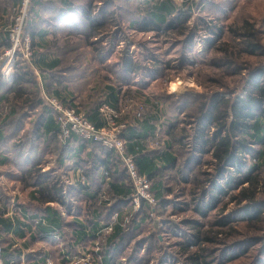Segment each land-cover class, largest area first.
Listing matches in <instances>:
<instances>
[{"label":"trees","instance_id":"1","mask_svg":"<svg viewBox=\"0 0 264 264\" xmlns=\"http://www.w3.org/2000/svg\"><path fill=\"white\" fill-rule=\"evenodd\" d=\"M10 1L18 2L1 0V12ZM95 1L30 0V18L25 30L31 36L32 46L37 37L43 40L31 63L47 93L74 105L96 127L104 125L99 112L102 104L118 109L125 99H141L149 106L141 118L130 112L121 115L126 127L120 136L138 172L150 181L155 204L141 200L138 210L125 223L116 220L112 231L103 234L102 229L113 216L129 206L132 185L122 161L115 151L75 134L64 145L59 143V124L51 117L53 107L38 98L32 70L17 61L10 82L0 75V94L7 92L10 97L0 96L9 108L5 114L0 113V142L9 139L14 144L18 139L12 148L23 157L32 155V145L27 139L31 136L34 143L42 140L45 149L48 143L52 154L60 159L86 150L91 161L84 170L89 172L90 187L85 193L80 192V187L67 190L70 200H85L86 208L78 211L85 215L86 228L61 215L60 210L43 204L28 212L14 211L11 219L5 215L9 198L1 195L6 199V204H0L3 258L16 264L23 249L37 241L40 245L35 254L39 260L49 254L66 262L67 256L77 251L73 245L82 240L83 250L76 254L91 253L98 264H153L156 259L155 264H166L169 254L182 255V264H264V63L253 65L238 55L239 51L264 55V45L254 31V24L243 20L241 31L228 28L225 45L229 49L205 60L223 37V27H216V22L207 23L201 34L196 21L192 27L186 23L194 6L200 3L218 21L226 15V1L216 5L205 0H180L181 3L97 0L100 6ZM233 6L228 4L229 8ZM116 7L120 9L117 13ZM115 14L129 29L140 33L187 31L174 43L181 48V65L193 66L200 60L209 68L221 69L222 76L200 67L199 71L207 72L208 78L206 83L197 81L203 92L148 95L142 86L162 79L171 61L162 59L154 50L151 53L144 43L138 42L139 58L125 52L121 60L108 65L119 43L116 35L119 29L108 39L104 37L108 30L105 26L113 17L115 21ZM49 29L52 38L45 41ZM195 37L200 39L202 49L194 53ZM86 54L89 59H84ZM188 54L198 60L189 62L185 59ZM67 58L72 63L66 66ZM83 67L86 69L82 70ZM79 70L96 75L97 79L85 97L76 99L67 87L73 81V72ZM224 74L231 81L225 80ZM75 100L80 103L74 104ZM32 101L40 105L37 123L32 133L28 130L18 136L25 110ZM157 129L159 137L154 141L158 140L159 144L152 148L148 145L149 138L156 136ZM44 155L39 154L35 170L31 166L19 170L20 177L16 180L24 186L30 184L27 175L32 170L39 172L36 165ZM101 168L103 175L99 174ZM48 190L51 198L62 202L59 186L51 185ZM188 209L190 214L186 218L178 217ZM40 219L52 222L54 228H45ZM48 231L51 233L46 234ZM26 232H31L29 241L18 244ZM91 242L98 247L97 251L89 247Z\"/></svg>","mask_w":264,"mask_h":264},{"label":"rangeland","instance_id":"2","mask_svg":"<svg viewBox=\"0 0 264 264\" xmlns=\"http://www.w3.org/2000/svg\"><path fill=\"white\" fill-rule=\"evenodd\" d=\"M176 1L178 3H181L180 0H176ZM201 1L204 2L203 0ZM206 1H210L216 5L223 4L226 1L225 8L227 11L225 10V13H226L225 17L220 18L217 21V19L213 18L214 16H212L211 14H208L204 6L202 7L203 3H200L198 6H194L193 11H192V16L190 20L186 23V25L192 27V25H194L196 21L199 24L201 34L204 33L205 29L203 27H205L207 23H210V25H213L216 22L217 24L216 27H223L224 29L223 37L219 40V42H217L214 45L213 50H211L207 54L205 60L211 58L215 54L217 55L224 54L225 48L229 49V47L225 45V41L227 40L226 31H228V28H231V27L235 30L241 31L242 30L241 24L242 22H244L243 20H247L248 23L254 24V31L256 32L257 35H259V40L261 44L264 45V0H205V2ZM97 2H98L97 6H100V2L99 1ZM234 2L235 4L233 6ZM229 3L233 7L229 8L228 7ZM0 4L2 5L1 1H0ZM29 6H30V0H27V3L25 4V6L21 5L20 2L17 4L11 1L6 3V8L3 14V17H4L3 24L0 26L4 25L3 29L6 31L7 43H10V46H0V55L3 53V51L11 47L10 36L8 37V34L13 33L15 31V28L20 23V21L22 22L21 23V28H22L21 36L22 34L23 36L24 35L30 36V34L25 30V23L27 19L30 18V13H29L30 7ZM200 7L204 8L205 10L202 11ZM114 10L117 13V10L119 12L120 9L119 7H116V9L114 8ZM0 15H1V12H0ZM115 17H116L115 21H117L119 18L118 16H116V14H115ZM115 21L113 17V20L108 22L107 25L105 26V28H107L108 30L105 31L104 37L108 39L109 37H111V35H113L115 30L119 29V32H117L116 34L118 36L117 39L119 43L117 47L115 48L114 54L109 59L108 65H110L111 63H116L115 60L117 61L121 60V57L124 55L125 52L130 53L134 57L139 58L141 47L138 44V42L144 43L148 47L150 52L154 50L157 53V55L161 57L162 59L171 61V64H170L171 66L165 71V75L163 76V78L158 80L157 83L151 85L150 89L147 90V92H145V93H148V95L159 94V93H164V92H167V93L172 92V93H179V94L187 92V91L191 93L203 92L202 86H200L197 83V81L206 83L208 78H207V72H203V70L201 72L199 71L200 67H202V69L204 68L206 71H209L211 74L214 72L215 76H222L221 74L223 73L221 69L215 66L213 68L212 67L209 68L207 67L205 63H202L200 62V60L191 57L190 54L185 56L186 60L192 61L193 59H196L198 61L193 66H191L189 63H184L183 65H181L180 58H179L181 48L179 45H175L174 43L177 39H179L180 37H183L187 31L184 32V34H181L179 30H174V31L165 32L161 35H157L156 33L154 34L152 31L140 33L133 29L132 30L129 29V26L126 25V23H124L121 20H120V24L116 26ZM251 39L252 41H255L254 37H252ZM194 40L196 42L195 49H194V53H195L196 51H199L200 49H202V44L200 43V39L198 37H195ZM22 51L26 53V59L18 60V61H20L27 68L32 70V67H31L32 60L31 59L35 51V47L32 46V49H30V51L22 47ZM234 51L236 50L234 49ZM73 55L74 54L72 53L71 56ZM238 55L242 60L247 61L248 63H251L253 65L264 63V55H255L247 51H239ZM194 57H195V54H194ZM84 59H89V55L86 54ZM2 62H5V60H2ZM71 63L72 61H70L67 58V62L65 65L67 66V65H70ZM84 69L86 68L83 67L82 70ZM82 74L84 75L81 76ZM72 75H73V83L70 84V88L71 90L75 92L76 95H79L80 97L83 98L85 93L87 92L86 88L91 86L94 83V81L97 79V76L90 75V73L88 74H85L84 72L82 73L81 70L73 72ZM35 78L37 79L38 76L35 75ZM137 79H140V77H138ZM224 79L227 81L230 80V78L226 75ZM172 85H176L174 90L172 88ZM84 90L85 92H83ZM80 91H82L83 93H81ZM42 92H43L42 90L38 91V98H40L43 103L45 101L50 106H52L51 103L49 102L50 97H47L45 93H42ZM125 100L127 101V99ZM75 101H76V104L80 103L79 100H75ZM126 103L131 105V108L128 110L130 112V115L133 113V111L136 112V110L139 109L140 105H142V108H143V111L141 112V117L149 109V106L145 103H142L141 99L140 100L128 99ZM119 107L120 109L122 107L124 109L123 101L121 102ZM125 127H126V123H125V126L121 128V130H123ZM158 132L159 130L157 129L156 136L149 138L148 145L151 146L152 148L157 145L156 143H154V139H158L159 137ZM189 214H190V209L181 212L178 215V217L186 218ZM152 229L155 230V227H153ZM177 255L169 254L168 256L169 260L167 261L166 264H182V260L184 257L182 255L181 256L179 255L177 256ZM156 261L157 259L154 260L152 263L155 264Z\"/></svg>","mask_w":264,"mask_h":264},{"label":"crops","instance_id":"3","mask_svg":"<svg viewBox=\"0 0 264 264\" xmlns=\"http://www.w3.org/2000/svg\"><path fill=\"white\" fill-rule=\"evenodd\" d=\"M95 4L97 5L98 2L97 3L95 2ZM3 14L4 12H1L0 25L3 24V18H4ZM3 26H0V46H6V43H7V34H6V31L3 29ZM51 31L52 30L49 29L46 32L44 36L45 41H48L52 38ZM41 41L43 40H40L37 37L35 46L33 45L35 47V50L38 49L39 45H41L42 43ZM115 62H118V61L115 60ZM111 64H114V63H111ZM31 65H32L31 67L33 70L32 76H33V79L37 83L36 89H39L38 91L42 90L43 91L42 93H45L47 97L57 98L62 104L66 106H70V107L74 106V105L68 104L67 102L63 101L57 96L47 93L45 89L43 88L42 78L38 70L34 67L32 63ZM14 71H15V66L13 67L12 70L8 72L9 73L8 77H4L0 73L1 78L10 82L14 77ZM139 74L140 73H138V76H140ZM35 75L38 76L37 79L35 78ZM141 76L143 77L142 73H141ZM158 80L160 79H154L150 84H147V85L144 84L142 86L144 91L147 92V90L150 89V86L157 83ZM71 83H73V81L68 84L67 90L71 92L73 94V97L75 96L76 99L80 98L79 95H76L75 92L71 90L70 88ZM89 87L86 88L87 92L89 90ZM31 91L33 90L31 89ZM80 92L83 93L85 92V90L83 92L82 91ZM87 92L85 93L84 97L87 95ZM168 93H172V92H168ZM3 94L5 95V97L8 96L7 92L0 94V96H2ZM173 94L177 95L179 93H173ZM74 104H76V101H74ZM7 106L8 104L7 103L5 104L3 102V99L0 97L1 115L7 112V109H9L7 108ZM39 108H40V105L37 104L36 101L34 102L32 101L31 104L26 108L25 110L26 115L22 118V125L20 128V131L18 132V136L25 135L28 130L32 133L33 127L35 128V125H36L35 122L38 118ZM52 110L53 112L51 113V117L54 121H56V118H55L56 111L54 108H52ZM38 127L39 126H37L36 129ZM1 129H2L1 131L5 133L4 129L3 128ZM27 139L30 141V144L32 145L31 157L29 156L23 157V156L17 155L16 151L13 150L12 147L14 144L18 143V139H16L14 144L9 143L8 142L9 139H7L6 141L0 142V204H3V203L6 204V199L3 198L4 197L3 194H5V196H8L9 201H10V202L8 201L5 215L13 219L14 211H18L19 213H22L23 210H27V212L31 211L35 209L36 207H38L40 204H43L44 206L50 205L60 210L61 215H63L64 217H69L71 219H74L79 224V226L86 228L87 221L85 219V215H83L82 213L83 210L86 208L85 200L82 199L80 202H76L74 199L70 200L67 194V190L69 187H75V188L80 187L81 188L80 192H84V190L89 192L90 176L88 175L89 172H85L84 169L85 167H88L90 165L89 162L91 161V159L88 156L86 150L80 151V152L69 153L66 157H63L60 159L59 156L52 154L51 146L49 147L48 143L45 149L43 148L42 140L40 142L36 141L34 143L32 140L33 139L32 136ZM125 140H126V137H125ZM86 141H89V140H86ZM69 143H73V141H69ZM42 152H43V155L45 154L43 156L44 159L40 161L41 163L36 165L39 168V172H33V170H35L36 168L34 166V163H38L37 159L39 157V154ZM33 155L35 156V158L32 157ZM24 163H26V165ZM29 166H31V168L33 169L27 175L30 178V182H29L30 184H27V186H24L23 182L21 183L20 180H16V179L20 177V173L18 171L23 168H27ZM101 171H103L102 168L100 169L99 174L103 175ZM54 184H56V186H59L61 188V194H62L61 203H57L55 199L51 198L52 196H50L51 193L48 190V187ZM1 195L3 197H1ZM67 203L69 205H67ZM78 208L79 209L81 208L82 212H80V210L78 211ZM127 211H129V206L124 207L122 212H120L118 216H115L116 220H122V222L125 223ZM25 215H26V212H25ZM40 220H41L42 225L45 228L47 229L54 228L52 222H48L43 219H40ZM45 233L49 234L51 232L48 231ZM30 234L31 232H26V235H24L22 239H19L17 241L18 244L22 242H28L31 236ZM81 241L78 244L73 245V248H75V251L83 250V247H82L83 243ZM92 243L93 242H91L89 245L90 248H94L95 246V244L93 246ZM39 245L40 243L37 241H35L32 245L29 244V247L27 249H23V252L19 258V261L16 264H65V261L63 262L59 257H57V255L49 256L48 254L47 256L46 255L44 256V259H42V261L39 260L35 254V249L38 248ZM63 250L64 249H61V251ZM76 252H74L73 254H76ZM13 262L14 261H11L9 264H12Z\"/></svg>","mask_w":264,"mask_h":264},{"label":"built area","instance_id":"4","mask_svg":"<svg viewBox=\"0 0 264 264\" xmlns=\"http://www.w3.org/2000/svg\"><path fill=\"white\" fill-rule=\"evenodd\" d=\"M19 2L25 6L27 0H19L17 3ZM21 23L20 21L13 33L8 34V37L10 36L11 47L0 55V73L4 77H8V72L13 69L18 60L26 59V53L22 51V47L29 51L32 49L30 36H23V34L21 36ZM8 46H10V43H8ZM2 60H5V62H2ZM125 101L123 102L124 109L123 107L117 109L108 104H102L99 107V112L103 118L104 125L96 127L82 112L77 111L76 108L65 106L56 98L50 97L49 99V102L56 111L55 118L59 124V132L57 133L59 143L64 144L71 134H75L81 139L100 143L102 146L115 151L120 157L132 185V193L129 196V211L126 214L127 221L130 215L138 210L141 200L153 205L155 204V199L150 192V181L145 175L138 172L133 156L127 154L125 142L120 136L121 128L125 126V122L121 121V115L124 112H129L128 110L131 108V105L126 103L128 99ZM142 111L143 108L140 105L139 109L136 112L133 111L132 115L140 118ZM154 143L159 144V141L155 140ZM114 223H116L115 216L102 229L103 234L111 232ZM97 249L98 247L95 245L93 250L97 251ZM0 264H9L3 258L1 244ZM65 264L98 263L91 253H78L67 256Z\"/></svg>","mask_w":264,"mask_h":264},{"label":"bare ground","instance_id":"5","mask_svg":"<svg viewBox=\"0 0 264 264\" xmlns=\"http://www.w3.org/2000/svg\"><path fill=\"white\" fill-rule=\"evenodd\" d=\"M176 85H172L173 90L175 89Z\"/></svg>","mask_w":264,"mask_h":264}]
</instances>
